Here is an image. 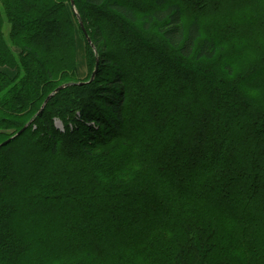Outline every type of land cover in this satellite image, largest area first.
I'll use <instances>...</instances> for the list:
<instances>
[{"label": "trees", "instance_id": "1", "mask_svg": "<svg viewBox=\"0 0 264 264\" xmlns=\"http://www.w3.org/2000/svg\"><path fill=\"white\" fill-rule=\"evenodd\" d=\"M143 3L74 0L88 82L69 0H0V264H264V44L212 65L264 0Z\"/></svg>", "mask_w": 264, "mask_h": 264}, {"label": "rangeland", "instance_id": "2", "mask_svg": "<svg viewBox=\"0 0 264 264\" xmlns=\"http://www.w3.org/2000/svg\"><path fill=\"white\" fill-rule=\"evenodd\" d=\"M123 1H125V2L127 1L130 4H134L137 0H123ZM233 3H234V0H223V3L220 4L219 7H221L224 14L219 15V16L215 17L214 19L207 21V23L204 24V29L202 32L203 37L209 36L210 31L212 29L214 31V34H217L220 30L219 26H222V24L225 22V20H231V17H233L232 16L233 14H231L232 13L231 10L233 9ZM147 5H148V0H144L143 6L147 7ZM228 10H230V15H229V12L227 13V15H229V16H227L225 13ZM248 13H249V11H248ZM250 13H253V10H250ZM225 16H227V17H225ZM189 20H190L189 17L185 18V22H187ZM110 28H113V26L110 25ZM7 32H8V26H5L4 33L6 34ZM115 33L119 34L120 38L124 37L127 39V37L129 36V35L127 36V34L125 33V30L121 31V33L120 32H115ZM261 41L264 44V37H261L260 40L258 41V38L256 35V36H253V39L244 40L241 45H237V44H233V43H227V44H225L219 48L220 50L218 51L216 58L212 61V65L214 67L221 69L223 66V63L226 61V59L234 60L235 57L239 56V54H240L241 56L239 58V61L233 65L234 73L237 75L238 73H241V71L243 69H245L247 66H249L251 63H253V61L255 60V57L259 54L257 49H259L260 47L262 48V46L259 44V43H261ZM76 43H77L76 61H77L79 80H85L87 78V74L89 71L87 70V65H86L87 63H86V57H85L86 53H85V49H84V43L80 40L79 37H77ZM121 48H122L121 46H118L115 49V53H117L116 56H118L119 58H120V56H122L124 58H130L131 56H130L129 52L127 50L122 51ZM125 48H129L131 50L133 48V46L131 45V43H128L127 47H125ZM132 60H133V58H132ZM146 60H147V58L144 57V59L138 61L135 65H144ZM258 79H261V77L258 76L256 78H254L251 81V83L252 84L255 83V81H257ZM138 119L143 120L142 117H140ZM55 126L59 130H61V131L63 130V127L58 120H55Z\"/></svg>", "mask_w": 264, "mask_h": 264}, {"label": "water", "instance_id": "3", "mask_svg": "<svg viewBox=\"0 0 264 264\" xmlns=\"http://www.w3.org/2000/svg\"><path fill=\"white\" fill-rule=\"evenodd\" d=\"M69 3H70L71 10H72L73 14L75 15V17H76V19H77V21H78V25H79V27H80V29H81V31H82V33H83V35H84V37H85L87 43H88L89 46L93 49L94 54H95V67H94L93 73H92V75H91V77H90V79H89V81H88V82H91V81L94 79L95 74H96V71H97V68H98V63H99V62H98L97 53H96V50H95V48L93 47V45H92V43H91V40L89 39V37H88V35H87L86 31H85V28H84L83 22H82V20H81V18H80V16H79V14H78L77 11H76L75 4H74V0H69ZM74 85H83V83H78V84L67 83V84H64V85L58 87L57 89H55V90H54V91H53V92H52V93H51V94L45 99V101L43 102V104H42V106H41L39 112L37 113V115H39V114L43 111V109L45 108V106L47 105V103L50 101V99H51L52 97H54L58 92H60V91L63 90V89H66V88H68V87L74 86ZM33 119H34V118H33ZM33 119H31V120H30V121H29V122H28V123L22 128V130L19 131V132L15 135V137H16V136H19L22 132H24V131L27 129V127L32 123ZM15 137H14V138H15ZM9 141H10V140H7L6 142H4L3 144H1L0 146H4V145H6Z\"/></svg>", "mask_w": 264, "mask_h": 264}]
</instances>
